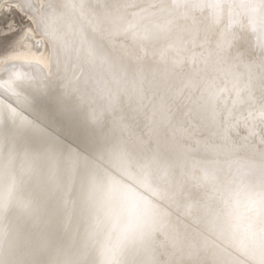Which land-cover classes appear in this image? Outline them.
Masks as SVG:
<instances>
[{"label":"snow or ice","instance_id":"1","mask_svg":"<svg viewBox=\"0 0 264 264\" xmlns=\"http://www.w3.org/2000/svg\"><path fill=\"white\" fill-rule=\"evenodd\" d=\"M0 264H264V0H0Z\"/></svg>","mask_w":264,"mask_h":264},{"label":"bare ground","instance_id":"2","mask_svg":"<svg viewBox=\"0 0 264 264\" xmlns=\"http://www.w3.org/2000/svg\"><path fill=\"white\" fill-rule=\"evenodd\" d=\"M49 88L54 93H59L62 90L60 88L59 81L50 83ZM38 105L40 106L44 118L48 122L53 135L68 142L76 139L77 132H80L81 135L83 134L82 118L77 111L72 110L65 113L57 107L49 108L47 106V101L44 98L38 99ZM8 131L9 130L6 129L5 134H8ZM30 146L33 148L38 147V143L33 141ZM10 223L11 227L15 229L16 224L19 223V221L14 219Z\"/></svg>","mask_w":264,"mask_h":264},{"label":"rangeland","instance_id":"3","mask_svg":"<svg viewBox=\"0 0 264 264\" xmlns=\"http://www.w3.org/2000/svg\"><path fill=\"white\" fill-rule=\"evenodd\" d=\"M14 40H15V37L13 38V40L10 42V45H9V47L11 46V43H13L14 42Z\"/></svg>","mask_w":264,"mask_h":264}]
</instances>
